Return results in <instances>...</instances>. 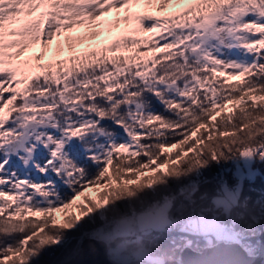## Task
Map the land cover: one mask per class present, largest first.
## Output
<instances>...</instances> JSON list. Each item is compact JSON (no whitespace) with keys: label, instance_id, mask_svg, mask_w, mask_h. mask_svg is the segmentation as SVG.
Listing matches in <instances>:
<instances>
[{"label":"trees","instance_id":"1","mask_svg":"<svg viewBox=\"0 0 264 264\" xmlns=\"http://www.w3.org/2000/svg\"><path fill=\"white\" fill-rule=\"evenodd\" d=\"M208 16L229 24L231 51L240 57V63L231 70L236 74L227 72V68L219 69V59H212V51L200 50L198 56L193 51L195 44L202 47L201 38H195V20L201 22ZM111 22L100 27L95 39L85 37L82 28L74 31L77 35H73L71 45L62 42L46 53V67L40 68L33 80L41 92L45 91L41 97L46 102L33 104L37 100L33 98L23 106L24 113L39 111L44 121L55 120L61 139L66 140L71 134L75 144L82 141L94 148L91 154L71 151L67 155L69 161L61 160L68 168L65 174L74 180L64 183L58 194L67 200L71 192H80V187L105 179L107 184L102 191L108 196L109 212L113 215L112 212L125 213L143 202H155L173 193V202L177 203H173L172 216L187 215L192 201L201 209L209 208V215L215 213L224 219L221 224L233 235L230 240H238L234 239L238 236L258 247L259 233L264 229V0H173L164 11L136 6L127 21ZM146 23L151 26L149 35L142 32ZM187 33L194 37L187 40ZM131 50L149 58L136 59L137 56L129 61L127 73H115L112 61L126 62ZM33 57L25 55V59L13 60V69L22 67L30 72ZM143 64L150 65L149 74L142 73ZM61 67H72V71L87 68L91 77L82 81L85 85L77 90V95L47 100L53 84L45 78ZM107 71L115 77L110 86L101 74ZM253 93L263 98L225 107L226 101L233 105L238 96L249 98ZM17 97L12 101L22 103L26 98L20 93ZM7 102L8 107L0 113V126L11 122L13 115H20L19 107L13 110L10 99ZM19 130L24 129L20 126ZM249 149L246 160L256 174L241 180L236 167ZM109 161L113 162L112 172L99 179ZM157 165L155 172L149 171V166L152 169ZM221 176L225 184H217ZM151 182L154 189L149 186ZM226 184L231 189L239 188V201L228 210L217 201L220 192L225 193ZM181 188L189 189L192 199L183 196ZM13 193H0L1 264H57L72 245L69 241L67 247H57L56 235L74 238L79 230H73L69 222H73L71 226L77 222L83 226L86 218L99 221L96 201L84 199L81 206L91 208L90 217L82 215L79 221L75 213L68 223L50 226L57 207L32 214L19 207L20 195L15 192V197ZM241 198H245L246 206L240 204ZM253 215L262 218L257 221ZM184 228L152 227L148 232L141 231L144 242L160 247L154 253L158 258L146 259L148 264L165 260L167 256H161V250L166 255L176 251L180 256L186 243L178 246L177 238L181 236L196 235L202 246L207 244L204 233ZM134 235L116 234L110 239L111 246ZM167 245L170 247L166 249Z\"/></svg>","mask_w":264,"mask_h":264},{"label":"rangeland","instance_id":"2","mask_svg":"<svg viewBox=\"0 0 264 264\" xmlns=\"http://www.w3.org/2000/svg\"><path fill=\"white\" fill-rule=\"evenodd\" d=\"M172 2L173 0H0V113L8 107L6 104H8L7 101L9 99L10 107L13 110L19 107L18 111L20 112L19 116L13 115V119L7 125L3 124L0 126V193L10 196L13 192V195L17 192L20 195L19 199H17L19 207L32 214H38L39 211L46 210V207L54 209L57 207L48 223H51L50 226L53 225L56 227L68 223L71 215L75 213L78 214L79 221L83 218L82 215H86V217L89 215L90 217V212L93 214V211H91L88 205L85 206V204L84 208L81 206L82 200L86 199L88 201L89 199H93L96 201L94 203L97 204L99 221L86 218V221L82 222L85 224L83 226L78 225V222L71 226L73 222H69L68 225L73 230H79L74 238H71L72 236L64 237L59 233L56 235L55 242L59 245L57 247L63 249L65 246L67 247L69 241L72 245L68 251L66 250V254L59 259L57 264L74 256L78 251L81 241L87 236L105 238L111 246L110 239L114 235L122 232H134V237L131 236L118 241L111 248L109 246L110 257L121 264H148L146 259L158 258L159 255H154V253L157 251L159 245L154 246L153 243L148 244L144 242L145 238L141 235V231L152 227L155 229L168 227L169 229L173 226H181L194 233H204L203 235L207 241L206 245L217 241L214 238L227 240L233 238L228 227L221 224V222H224V219L221 220L222 218L215 213L213 214L214 216L209 215L207 211L209 208L205 210L201 209L196 204L194 205L192 201H190V210L187 215L172 216L174 215L173 210L175 209H173V206H175L173 203H177V201L173 202V193L164 195L155 202H143L139 207H132L125 213L112 212V215L109 212L111 210H109L108 196L104 195L102 191L103 187L107 184L104 182L105 179H103L104 174L110 175L112 172L111 165L113 162L110 163V161L106 164L104 173H100L101 177L99 179H103L102 181L92 182L84 188L79 185L77 188L80 187L82 190L76 193L71 192L70 197L64 200L66 197L58 194L56 187L48 186V180L43 172V166L46 164V167L53 170L65 184H70L68 180H74V177H71L72 175L65 174L68 168L66 165L59 164L60 157H58L57 161L50 164V159L55 152L57 153L58 150L66 151V149L56 148L59 144L58 141L61 139L58 129L59 124L53 119L44 121L39 111L33 113H24L23 111V106L33 98L37 99L33 104L46 102L41 97L45 91L41 92L36 87L37 85L33 83L36 76L26 86H23V89L19 88L21 86H11L10 84V74L14 70L12 66L13 60L25 59L23 51L26 48L31 46V52L33 49L38 51L36 59L33 61L41 64L40 60L44 58L45 51L51 44L57 43L58 45L64 42L71 45L72 39L74 41V36L77 35L74 31L79 28L83 27L85 31L84 36L92 40L100 32V24H102L107 15H111V20L113 19L117 22L120 20L127 21V16L132 6H138L139 8L146 7L160 12L168 9ZM199 26L200 28H197ZM150 31L151 26L149 23H146L142 28V32L149 35ZM195 35V38H201L200 44L202 45L200 47L198 44H195L193 51H195L196 55L199 54L200 50L202 52L205 49L210 50L212 51V59H219V67L217 66L219 69L226 70L227 68V72L234 71L233 68L237 63H240V57L234 55L231 51V35L229 34L228 22L210 16L204 18L201 22L195 20ZM193 37V33L186 34L187 40H191ZM137 52L135 50L128 52L126 54V62L119 60L112 61L115 73L119 71L127 73V65L130 64L129 61H133L138 56ZM163 52L164 50L160 51V53ZM141 53L145 52L141 51ZM138 58L148 59L149 55L143 54L142 57L138 56L136 59ZM142 67V73L149 74L150 65L143 64ZM142 67L140 68L141 70ZM95 70L98 71V66L95 67ZM232 71L230 73H235ZM35 72L36 70L33 69V73ZM109 72L101 73L104 75L108 86L112 83V79H115ZM32 75L30 74L29 77ZM90 77L91 70L87 68L81 71H72V67L59 68L56 74L52 72L50 77L46 76L45 78V80H51L53 84L52 91L47 93V100L57 97L67 99L71 93L70 96L77 95V90H82L85 85L82 81H87ZM68 91L70 92L68 93ZM19 93L21 96L24 95L26 97L25 100L22 103L19 100L13 102L12 100L18 98L17 94ZM262 98L263 95L257 93L251 94L249 98L241 95L238 96L236 103L233 105L230 100L226 101L225 107L228 106L231 108L234 105L246 101V99L258 102ZM1 118L0 115V121ZM20 126L24 129V132L29 134L27 146L35 151L32 164L27 163V153L21 149L18 151L20 157L19 163H15L12 158L9 159L8 139L11 137L13 140L15 137H18L17 134L21 132L19 130ZM65 151L64 153H66ZM249 154L250 149L243 154L240 164L236 167V173H238L241 180L256 174V170L246 160ZM98 165L100 164H96V167ZM150 167H148L149 171L151 172L153 170L155 172L154 170L158 165L152 169ZM222 178L218 180L219 183L217 184H225L223 181L224 177ZM149 186L151 189H154L152 182ZM233 188H229L226 184L224 187L225 193L220 192L219 197H217V201L224 205L225 210H228V208L232 207L233 203L239 201V188ZM180 190L183 196L185 195L192 199L189 189L181 188ZM15 197H18V195H15ZM254 198L257 199L256 196ZM241 203L246 206L245 198H241ZM255 217L257 221L262 218L261 215H253L254 219ZM48 224L39 227L38 230H41ZM87 224L90 226H86ZM246 228L250 231L248 225ZM234 239L240 240L250 253H256L258 251L257 245L251 243L250 240L247 241L238 236H235ZM177 241H180L178 246L186 242L183 247L186 244H191L198 250L203 249L205 246H202L203 244L196 235L191 236V234L181 236L177 238ZM169 247L167 245L166 249ZM161 252V256H167L165 260L169 258H180L179 255H176V251H171L169 255Z\"/></svg>","mask_w":264,"mask_h":264},{"label":"water","instance_id":"3","mask_svg":"<svg viewBox=\"0 0 264 264\" xmlns=\"http://www.w3.org/2000/svg\"><path fill=\"white\" fill-rule=\"evenodd\" d=\"M28 140L29 134L25 133L10 143L11 158L15 163L20 160L19 149L28 154V164L33 163L35 151L27 147ZM150 230L151 228L147 229V232ZM109 246V241L105 238L87 236L81 241L74 256L59 264H121L110 257ZM163 264H264V229L259 233L256 253H250L239 240L219 239L201 250L186 244L181 250L180 258L166 259Z\"/></svg>","mask_w":264,"mask_h":264}]
</instances>
